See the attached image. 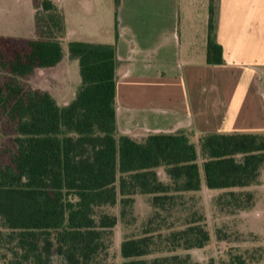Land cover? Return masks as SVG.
<instances>
[{
  "label": "trees",
  "instance_id": "trees-1",
  "mask_svg": "<svg viewBox=\"0 0 264 264\" xmlns=\"http://www.w3.org/2000/svg\"><path fill=\"white\" fill-rule=\"evenodd\" d=\"M114 5L117 37L120 0ZM35 18L36 39H15L7 64L0 53L12 75L0 86V246L8 245L9 263L52 264L57 257L61 264H107L98 260L108 253L119 216L132 214L136 197L146 196L153 213L142 233L121 239L122 264H203L177 249L207 245L204 216L194 210L183 228L166 234L161 221L185 205L183 194L201 190L202 179L206 188L222 190L216 197L222 208H250L254 193L247 187L260 181L264 132L206 131L196 141L184 129L120 133L115 43L68 41L80 82L63 101L29 80L36 68L63 59V10L53 0H35ZM206 61L224 62L215 0H209ZM116 205L120 215L107 210ZM233 259L248 262L241 253Z\"/></svg>",
  "mask_w": 264,
  "mask_h": 264
},
{
  "label": "crops",
  "instance_id": "crops-1",
  "mask_svg": "<svg viewBox=\"0 0 264 264\" xmlns=\"http://www.w3.org/2000/svg\"><path fill=\"white\" fill-rule=\"evenodd\" d=\"M53 1L63 10L66 31L63 59L49 67L58 69L59 78L69 72L66 59L71 58L64 47L68 41L115 43L120 133L264 132V0H215L216 40L224 56L220 64L206 61L209 0L191 23L183 21L179 0H120L117 37L114 0H106L100 28L108 34L107 41L74 35L77 9L85 12L81 20L94 17L89 9L94 0ZM29 4L25 18L34 21L36 29L35 0ZM37 70L29 77L34 86ZM60 88L66 87L61 83Z\"/></svg>",
  "mask_w": 264,
  "mask_h": 264
},
{
  "label": "rangeland",
  "instance_id": "rangeland-1",
  "mask_svg": "<svg viewBox=\"0 0 264 264\" xmlns=\"http://www.w3.org/2000/svg\"><path fill=\"white\" fill-rule=\"evenodd\" d=\"M206 1L179 0L184 17L183 21L191 23L192 16L205 10ZM105 3L106 0L92 1L89 9L93 11L94 17L86 18V20H81L85 12L77 9L79 13L77 12L75 15L76 21L74 23L77 28L74 34L76 38L80 39L86 35H91L99 41H107L108 34L100 28L102 21L105 23ZM29 5V0H0V38L8 37L11 40L10 45L4 44V46L3 43H0V53L4 56L3 62L6 64L7 60L13 57L14 46L12 43L15 38L32 39L36 35L34 21L31 22V20L25 18L30 10ZM14 13L16 17L21 18V21H13L16 18L13 17ZM194 22H196V18ZM64 47L65 54H67L68 48L66 45ZM74 61L75 63L71 59H66L69 72L62 75L64 77H58L59 71L57 68H48L36 72L32 77L33 83L41 89L51 90L54 95L63 101L71 99L77 89L76 77L79 76V71L75 70V68H78V62L77 60ZM9 76L12 75L7 65H1L0 63V86ZM50 78L54 80L51 81ZM61 83L66 88H60ZM27 84L29 83L25 81L26 86ZM68 84L69 88H67ZM194 128L197 131H203V128L199 125H195ZM193 140H197L195 133ZM202 184L201 190L183 194L185 205L178 206L172 215H167V218L161 221V232L166 234L171 230L183 228L186 217H189L190 213L195 210L204 216L202 222L210 233V240L204 247H193L189 250L179 248L177 252L182 254L189 252L194 260L203 264L212 259L215 264H230L234 255L240 253L247 259V264H264V166L261 170L260 181L247 187V190L254 193V204L248 209L231 211L230 208L232 207L230 206L222 208V205L216 201V197L221 194L222 190L206 188L204 179H202ZM149 203L146 196H138L132 214L127 213L124 218L119 216L117 225L111 230L112 242L107 251L108 253H102L98 261L107 264L123 263V259L119 254L121 239L142 233L144 222L154 210ZM107 210L120 215V205L108 207ZM218 228L221 229L220 233L217 231ZM155 232L157 233V231ZM217 234L221 235L217 236ZM10 258L11 253L8 245L0 246V264H10ZM52 264H61V262L56 257Z\"/></svg>",
  "mask_w": 264,
  "mask_h": 264
}]
</instances>
